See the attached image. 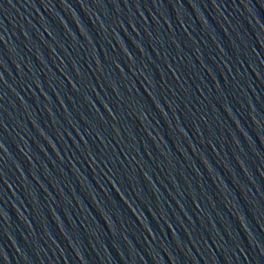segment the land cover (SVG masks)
<instances>
[{"label": "water", "instance_id": "1", "mask_svg": "<svg viewBox=\"0 0 264 264\" xmlns=\"http://www.w3.org/2000/svg\"><path fill=\"white\" fill-rule=\"evenodd\" d=\"M0 264H264V0H0Z\"/></svg>", "mask_w": 264, "mask_h": 264}]
</instances>
